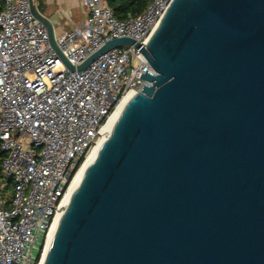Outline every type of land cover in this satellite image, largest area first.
Instances as JSON below:
<instances>
[{
  "label": "water",
  "instance_id": "1",
  "mask_svg": "<svg viewBox=\"0 0 264 264\" xmlns=\"http://www.w3.org/2000/svg\"><path fill=\"white\" fill-rule=\"evenodd\" d=\"M153 73L65 209L44 264H264V0H173Z\"/></svg>",
  "mask_w": 264,
  "mask_h": 264
},
{
  "label": "built area",
  "instance_id": "2",
  "mask_svg": "<svg viewBox=\"0 0 264 264\" xmlns=\"http://www.w3.org/2000/svg\"><path fill=\"white\" fill-rule=\"evenodd\" d=\"M172 2L150 0L141 15L119 20L106 0H84L85 22L55 36L56 45L74 68L114 40L146 48ZM37 7L0 0V264H44L81 167L122 103L142 92L146 72L155 74L135 46L72 72Z\"/></svg>",
  "mask_w": 264,
  "mask_h": 264
},
{
  "label": "crops",
  "instance_id": "3",
  "mask_svg": "<svg viewBox=\"0 0 264 264\" xmlns=\"http://www.w3.org/2000/svg\"><path fill=\"white\" fill-rule=\"evenodd\" d=\"M37 10L52 24L55 36L81 26L87 16L84 0H38Z\"/></svg>",
  "mask_w": 264,
  "mask_h": 264
},
{
  "label": "trees",
  "instance_id": "4",
  "mask_svg": "<svg viewBox=\"0 0 264 264\" xmlns=\"http://www.w3.org/2000/svg\"><path fill=\"white\" fill-rule=\"evenodd\" d=\"M150 0H106V3L110 9H112L119 20H125L129 16L137 17L141 15ZM5 155L0 151V179L2 177L1 173V163Z\"/></svg>",
  "mask_w": 264,
  "mask_h": 264
},
{
  "label": "bare ground",
  "instance_id": "5",
  "mask_svg": "<svg viewBox=\"0 0 264 264\" xmlns=\"http://www.w3.org/2000/svg\"><path fill=\"white\" fill-rule=\"evenodd\" d=\"M131 100V99H130ZM129 99L126 100L125 102L122 103V105L120 106V108L118 109V111L115 113V115L112 117L108 127H107V131H108V135L111 133V131L113 130L117 120L119 119V117L121 116L125 106L127 105V103L130 101ZM108 135H106L105 139H103L101 141V143L99 144V146L97 148L94 149V151L87 157L85 163L83 164V166L81 167L71 189H70V192H69V199L71 200L73 194L75 193V191L78 189V187L80 186L82 180H83V177L87 171V169L90 167V165L92 163H94V161L96 160V158L98 157L99 155V152L101 150V147L103 145V143L105 142L106 138L108 137ZM50 249V247H49ZM48 249V251H49Z\"/></svg>",
  "mask_w": 264,
  "mask_h": 264
},
{
  "label": "rangeland",
  "instance_id": "6",
  "mask_svg": "<svg viewBox=\"0 0 264 264\" xmlns=\"http://www.w3.org/2000/svg\"><path fill=\"white\" fill-rule=\"evenodd\" d=\"M58 34V33H57Z\"/></svg>",
  "mask_w": 264,
  "mask_h": 264
}]
</instances>
